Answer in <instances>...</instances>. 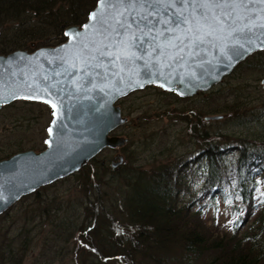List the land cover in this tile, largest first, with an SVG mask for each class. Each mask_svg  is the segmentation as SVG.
I'll return each instance as SVG.
<instances>
[{
    "label": "trees",
    "instance_id": "1",
    "mask_svg": "<svg viewBox=\"0 0 264 264\" xmlns=\"http://www.w3.org/2000/svg\"><path fill=\"white\" fill-rule=\"evenodd\" d=\"M97 1L0 0V56L16 50L33 52L38 48L54 47L65 42L64 30L84 24L88 14L95 9ZM253 56L255 60L260 59L264 57V51ZM245 64L247 62L239 64L232 75L241 74L240 69ZM260 72L264 74V68L261 67ZM210 93L217 102L219 93ZM173 96V100L183 101ZM213 102L208 97L200 104L207 105L208 108L193 116L196 128L200 125L204 128L202 122L205 118H223L226 114L230 118L237 114L229 108L209 112L213 108L209 104ZM239 115L231 119L238 120L234 126L242 128L244 135L240 137L223 140L221 132L194 131L196 151L201 156L192 163L187 160L199 153L190 152L179 157L177 165H182L179 172L173 166H161L155 173L146 176L142 172H126L123 175L114 173L111 181L102 184L104 195H92L101 203L106 202L109 207L97 205L90 200L94 189L99 187L97 181H86L83 185L80 183L78 187L85 197L82 200L83 209L80 207L73 212L78 216L70 217L68 207H65L67 212L62 216H53L50 222L51 231L55 237L58 236L57 242L68 243L74 237L72 230L75 228L76 232L83 234L80 239L84 242L87 237L98 238L101 230L99 241L88 242L91 250L88 249L85 254V264H188L191 261L192 264L193 261H198L199 264H264V109L259 115L254 110H246ZM249 123L252 125L249 126ZM147 139L154 142L155 135ZM94 161L95 159L91 161L90 166ZM201 162L206 164L205 175L196 185L194 176L186 165L189 163L190 166H200ZM84 171L87 169L82 167L73 176L80 178ZM116 179L125 183L123 188H116L117 193L112 188L117 184ZM196 186L201 187L195 191ZM182 187H188L187 193L179 196L184 189ZM184 198H190L189 202L182 203L181 199ZM202 199H208L207 208L210 206L212 211L218 207V200L229 207L232 223L230 230L224 235H210L200 227L204 206L196 203ZM191 203L193 205L190 206ZM195 208L198 210L195 211ZM60 210L61 207H57L56 214ZM4 216H0V221ZM77 217H80L79 224L74 222ZM252 218L254 219L248 222L246 231L239 234L246 221ZM120 227H135L141 233L150 230L158 237L154 240L157 243L151 244L144 237L143 243L132 245L129 239L127 244L123 237H119L116 243L111 244L114 232L116 234V229ZM1 231L4 233L0 235V264H23V245L31 244L33 239L25 241V237L19 236V243L22 242V245L15 250L11 242L8 243V231ZM101 244L107 246L99 249ZM62 248L59 246V251ZM55 249L57 253V247L53 244L48 252ZM210 255L213 257H207ZM45 257L34 264H43V260H47Z\"/></svg>",
    "mask_w": 264,
    "mask_h": 264
},
{
    "label": "water",
    "instance_id": "2",
    "mask_svg": "<svg viewBox=\"0 0 264 264\" xmlns=\"http://www.w3.org/2000/svg\"><path fill=\"white\" fill-rule=\"evenodd\" d=\"M250 7L254 15L264 16L260 11L264 5L257 3ZM99 10L97 1L90 13ZM179 10V6L171 9ZM191 11L188 7L184 14ZM90 13L84 24L64 30L65 42L59 45L38 48L33 52L12 51L0 56V91L4 95L0 110L14 101L26 100L48 106L52 116L46 131V141L50 143L45 142V150L37 153L27 150L0 160V215L39 188L76 174L104 149L122 148L126 139L111 136L115 129L126 123L117 105L121 98L153 85L180 98L193 97L217 86L249 56L264 51L258 46L264 37H253V43L245 45V49H251L248 51L241 49L239 44H233V38L225 29L207 37L206 43L198 46L200 55L195 59L185 55L187 48L178 56L176 48L154 47L156 43H165L164 37H160L158 41L146 43L143 52L121 47L123 55L135 52L136 56L128 60L126 67L123 55L115 65H111L109 61L113 57H101L95 50L103 36L91 28L88 31L83 28L90 24ZM188 27L181 25L176 33H165V36L184 35ZM77 31L80 36L65 35ZM111 40L109 37L104 43ZM244 40L242 36L240 43ZM173 43L179 44V40ZM92 56L96 59H91ZM180 56L184 59L181 60ZM97 64L101 66L95 67ZM261 84L264 85V79ZM13 93L19 96L36 93L40 98H13ZM44 100L63 104V114L56 120V125H53V108ZM50 127L53 129L51 135ZM117 159L122 162L121 157L117 156Z\"/></svg>",
    "mask_w": 264,
    "mask_h": 264
},
{
    "label": "rangeland",
    "instance_id": "3",
    "mask_svg": "<svg viewBox=\"0 0 264 264\" xmlns=\"http://www.w3.org/2000/svg\"><path fill=\"white\" fill-rule=\"evenodd\" d=\"M261 58L255 60L253 55L249 56L244 62H241H247L240 69L241 74L232 75L239 67V64H241L239 63L228 77L224 78L209 92L197 93L196 96L186 97L183 101L174 99V103L172 93L162 91L153 86L144 89L142 92L132 93V95L117 102L121 113L126 118V123L115 129L112 135L126 139L123 147L116 148L113 151L108 149L102 151L101 154L93 158L95 161L91 166V161L87 164L90 167L84 166L87 171H84L80 178L72 175L71 177L60 179L49 186L40 188L35 194L22 198L8 210V214L0 221V229L5 230V232L8 231V243L11 242L15 250L22 245V242L19 243V236L25 237V241L33 239L31 244L23 245L22 254L23 258H25L23 264H34L45 256L44 259L47 260H43V264H85V254L90 249L88 242L99 241L102 235L101 230L98 232V238L87 237L84 242L80 239L83 234L80 231L76 232L77 229L75 228L72 230L74 231V237L68 243L64 241L57 242L58 236L55 237L54 232L51 231L52 225L50 224L53 216L56 217L58 214L62 216V214L67 212L65 207H68L70 217H73V215L75 217L78 216L73 212L79 210L80 207L83 209L82 205L84 202L82 200L85 197V194H82L78 187L80 183L83 185L86 181H97L99 187L94 189V192L90 195V200L97 205L109 207L106 202L101 203L96 197L93 198L92 195L95 193L98 196H103L104 188L102 189V184L105 185V182L111 181L114 173L123 175L126 172L134 174L142 172L146 176L155 173L161 166H173L179 172L182 166L177 165L179 157L190 152L199 153L196 151L194 131L196 133H198V130L221 132L223 140L244 135L241 132L242 128L234 126L238 120L231 119V117L236 118L240 116L241 112L245 113L246 110H254L256 115H259L264 109V88L261 84L264 74L260 72L261 67L264 68V57ZM253 69L255 72H252ZM210 92L219 93L217 102H215L216 99ZM207 93L209 94L207 95ZM208 97L214 101L209 104L213 105V108L208 110L209 112H217L219 108H229V110L231 109L237 114H233L230 118L226 114L219 120L202 119L204 128L201 125L196 128L193 116L197 112H205L207 110V105L200 106V104L206 101ZM247 117H249V114H247ZM51 119V111L47 106L40 104L15 101L9 107L5 106L0 111V160L20 150H32L36 153L45 150L46 131ZM252 119H254L253 116ZM251 125L249 123V126ZM152 135H155L154 142L147 139ZM116 156L122 158L121 163ZM200 156L201 153L191 156L187 162H195ZM201 163L202 165L200 166L185 164L194 176L196 185L205 175L206 164ZM112 165H114L113 168ZM116 183L113 185V189L125 186V183L117 179ZM168 187L171 186L168 185ZM200 187L196 186L195 191L200 189ZM182 188L184 189L180 191L179 196L187 193L188 187ZM115 192L117 193L118 189ZM181 200L182 203L186 204L190 198ZM61 204L64 205L63 209ZM208 204V199H202L201 202L196 203V205L204 206L200 216L203 220V225L200 223V227L210 235H224L225 232L230 230L232 223V218L229 216V207L218 200V207L212 211L210 206L207 208ZM57 207H61V210L56 214ZM197 210L195 208V211ZM253 219L246 221V224L239 230V234L246 231L248 222ZM74 222L79 224L80 217L75 218ZM78 226L80 227V225ZM120 228L116 229V234L114 232L111 242L109 241L111 244H113L112 242L116 243L119 237H123L124 243L127 244L129 239L132 245L143 243L144 237H147L151 244L152 242L157 243L154 240L158 237L154 236L155 233L150 230L146 233H141L135 227ZM1 230L0 235L4 233ZM55 242L57 243L55 244ZM53 244L57 247V253L56 249L53 252H48ZM58 245L63 247L61 251H59ZM101 245L98 246L99 249H104L103 246H107V244ZM207 257H213V255ZM193 262V264H196L198 261ZM188 264H192V261Z\"/></svg>",
    "mask_w": 264,
    "mask_h": 264
},
{
    "label": "snow or ice",
    "instance_id": "4",
    "mask_svg": "<svg viewBox=\"0 0 264 264\" xmlns=\"http://www.w3.org/2000/svg\"><path fill=\"white\" fill-rule=\"evenodd\" d=\"M257 3L264 5V0H98L100 10L90 13V24L84 25L83 28L85 31L91 28L97 35L103 36V41L97 45L95 50L99 51L101 57H113L109 61L111 65L121 60L123 55L121 47L129 50L134 48L136 51L143 52L146 43L158 41L160 37H164L165 43L163 45L156 43L154 47L176 48L178 56L187 48L188 52L185 55L195 59L200 55L198 46L206 43V38L215 32H224L227 29V35L233 38V44H239L241 49H245L246 44H252L253 37H264V16L254 15L250 7ZM177 6H179V11H171ZM188 7H191L192 11L185 15L184 10ZM260 11L264 12V8ZM181 25H189L184 30V35L165 36V33H176ZM65 35L80 36L81 33L77 31L74 34L65 33ZM242 36L245 37L244 43H240ZM109 37H112V40L104 43ZM176 40H179V44L173 43ZM258 46L264 48V39H260ZM225 47L228 45L226 44ZM113 48L116 50L113 51ZM245 50L250 51L251 49ZM225 55L228 56L227 53ZM135 56V52L123 55L125 67L128 60ZM228 58L231 59V57ZM91 59H96V57L92 56ZM180 59L183 60L184 57L180 56ZM85 62L87 63V60ZM100 66L101 64L95 65V67ZM12 95L13 98H40L36 93L24 96L15 93ZM3 100L4 95L0 91V102ZM43 102L51 104L54 116L53 125H56V120L63 114V104L59 101L52 103L44 100ZM48 131L51 135L52 127ZM46 143L50 142L46 141Z\"/></svg>",
    "mask_w": 264,
    "mask_h": 264
},
{
    "label": "flooded vegetation",
    "instance_id": "5",
    "mask_svg": "<svg viewBox=\"0 0 264 264\" xmlns=\"http://www.w3.org/2000/svg\"><path fill=\"white\" fill-rule=\"evenodd\" d=\"M132 95V94H131ZM36 104H39V103H36ZM42 106H44V105H42ZM46 107V106H45ZM4 108V107H3ZM47 108L49 109V107L47 106ZM3 110V109H2ZM2 110H0V111H2ZM50 110V109H49ZM113 166V165H112ZM113 168V167H112ZM1 216H4V214H2Z\"/></svg>",
    "mask_w": 264,
    "mask_h": 264
}]
</instances>
